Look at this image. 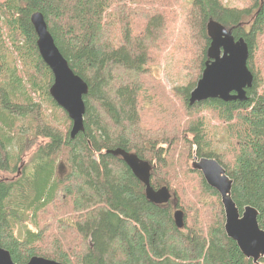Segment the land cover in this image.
I'll use <instances>...</instances> for the list:
<instances>
[{
	"label": "trees",
	"instance_id": "obj_1",
	"mask_svg": "<svg viewBox=\"0 0 264 264\" xmlns=\"http://www.w3.org/2000/svg\"><path fill=\"white\" fill-rule=\"evenodd\" d=\"M183 1L0 0V245L17 264L34 256L65 264H255L227 236L221 194L190 162L217 159L240 210L255 207L264 229V0ZM37 11L89 85L85 130L75 137L50 94L53 73L31 22ZM212 21L249 46L255 79L245 101L190 103ZM175 35L185 39L188 83L173 95L155 68ZM117 149L155 164L151 185L176 194L183 228L174 203H151L144 183L109 152Z\"/></svg>",
	"mask_w": 264,
	"mask_h": 264
},
{
	"label": "water",
	"instance_id": "obj_2",
	"mask_svg": "<svg viewBox=\"0 0 264 264\" xmlns=\"http://www.w3.org/2000/svg\"><path fill=\"white\" fill-rule=\"evenodd\" d=\"M33 25L38 35L39 50L43 53L46 64L53 73V84L50 94L73 121L71 135L75 137L85 130L84 116L86 113L85 96L89 93L88 83L71 68L55 43L48 29L42 12L37 11L32 16ZM208 35L211 40L208 48V60L190 94L192 105L210 98H220L224 101H245L248 99V89L254 85V74L248 66L249 46L245 39H236L232 32L216 21L208 25ZM114 155L121 156L135 176L144 183L147 199L154 204H165L172 201L177 207V197L167 185L158 189L151 185V173L155 164L141 159L137 154L126 150H110ZM194 169L200 171L206 182L215 188L222 198L226 220L227 236L237 242L242 253L261 264L264 258V229L259 224V211L251 206H245L241 211L232 196L233 180L226 169L215 158L194 156ZM174 219L178 228L185 226V213L176 208ZM0 264H17L9 250L0 245ZM23 264H65L54 259L34 256Z\"/></svg>",
	"mask_w": 264,
	"mask_h": 264
},
{
	"label": "rangeland",
	"instance_id": "obj_3",
	"mask_svg": "<svg viewBox=\"0 0 264 264\" xmlns=\"http://www.w3.org/2000/svg\"><path fill=\"white\" fill-rule=\"evenodd\" d=\"M224 1L234 6H242L246 2V0H224ZM182 3L185 4L183 0ZM180 14H181V18H183L185 14L184 10H180ZM180 32H182V26H180ZM185 48H186L185 39L175 35L174 42L167 49L163 61L159 66L155 68L156 76L159 77L164 82V84L169 89L170 93L173 95H176L175 89L177 87L186 85L188 83V78H187L188 75L183 67L184 57H185L183 51ZM214 134L218 138V142L215 146L218 149H223L226 144V140L224 138L223 132L217 131ZM193 161L191 160L190 166H192ZM59 172H61V174L62 173L66 174L68 172V168L66 166L62 167L60 168ZM261 264H264V262H261Z\"/></svg>",
	"mask_w": 264,
	"mask_h": 264
},
{
	"label": "bare ground",
	"instance_id": "obj_4",
	"mask_svg": "<svg viewBox=\"0 0 264 264\" xmlns=\"http://www.w3.org/2000/svg\"><path fill=\"white\" fill-rule=\"evenodd\" d=\"M32 16H33V14H32ZM32 16H31V22H32V24H33V21H32ZM46 20V19H45ZM47 23V22H46ZM48 25V24H47ZM49 29V28H48ZM37 45H38V43H37ZM39 47V46H38ZM59 49V48H58ZM39 52H40V55H41V57L43 58V60H44V62L46 61V59H45V57H44V55H43V53L39 50ZM59 52L61 53V51H60V49H59ZM61 55L63 56V54L61 53ZM64 57V56H63ZM65 58V57H64ZM68 61V60H67ZM46 63V62H45ZM86 106V105H85ZM126 163V162H125ZM133 172V171H132ZM134 174V173H133ZM135 175V174H134ZM261 227V226H260ZM262 228V227H261ZM263 229V228H262Z\"/></svg>",
	"mask_w": 264,
	"mask_h": 264
},
{
	"label": "flooded vegetation",
	"instance_id": "obj_5",
	"mask_svg": "<svg viewBox=\"0 0 264 264\" xmlns=\"http://www.w3.org/2000/svg\"><path fill=\"white\" fill-rule=\"evenodd\" d=\"M175 206V205H174ZM176 209V208H175Z\"/></svg>",
	"mask_w": 264,
	"mask_h": 264
}]
</instances>
